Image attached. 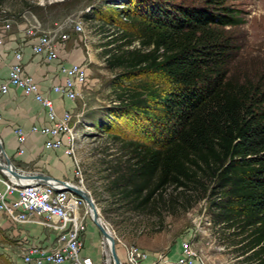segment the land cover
<instances>
[{"label":"trees","instance_id":"trees-1","mask_svg":"<svg viewBox=\"0 0 264 264\" xmlns=\"http://www.w3.org/2000/svg\"><path fill=\"white\" fill-rule=\"evenodd\" d=\"M123 3L109 8L119 54L107 51L125 69L120 104L100 127L122 155L114 205L154 213L170 187L210 190L214 223L238 230L248 264H264V70L243 65L241 20L226 0Z\"/></svg>","mask_w":264,"mask_h":264},{"label":"rangeland","instance_id":"rangeland-1","mask_svg":"<svg viewBox=\"0 0 264 264\" xmlns=\"http://www.w3.org/2000/svg\"><path fill=\"white\" fill-rule=\"evenodd\" d=\"M123 1L0 0V19L17 23L23 21L25 15L31 21L33 17L37 18L44 26L50 28L72 16L83 22V34L78 36L70 33L72 39L81 38L79 43L85 54L90 52L93 55L92 61L87 63L88 84L74 103L73 122L76 132L81 135L77 158L83 179L81 183L75 178L74 183L83 187L95 201L106 230L110 229L116 236L117 251L123 248V245L139 246L138 241L147 238L148 244L157 249L158 253L166 254L178 241L186 239L193 243L206 264H248L251 253H244L242 236L236 235L238 230L229 229L225 224L214 223L210 190L201 198L197 192L170 187L163 193L162 199L158 196L154 213L128 211L123 207L124 203H120V206L114 205V201L118 199L109 191L110 166L122 155L119 144L102 133L100 127L108 113L120 104L117 99L120 89L116 84L119 83L118 76L124 75L125 69L111 68L108 61L112 53L107 51L114 50L115 54H119L117 46L121 41L109 43L118 36L115 30L117 28L109 22L117 21L116 17L109 13V8L126 9ZM133 1L150 3L155 0ZM174 1L194 3L193 0ZM226 2L237 14L238 20H241V25L233 28L232 32L240 37V43L243 45V65H259L264 70V0ZM93 15L101 17V21L91 20ZM134 47L139 46L136 44L131 49ZM143 76L139 74L135 77ZM85 208L87 210L86 204ZM89 216L87 222L94 224ZM1 222L6 223L7 219L0 216ZM9 232L10 230L0 225V264H10L4 251L6 246L17 243ZM103 243L107 255V246L105 241Z\"/></svg>","mask_w":264,"mask_h":264},{"label":"built area","instance_id":"built-area-1","mask_svg":"<svg viewBox=\"0 0 264 264\" xmlns=\"http://www.w3.org/2000/svg\"><path fill=\"white\" fill-rule=\"evenodd\" d=\"M23 20L27 34L37 36L38 43L33 48L34 53L45 56L49 62L59 60L60 50L71 39L70 33L80 35L85 32L83 22L74 16L49 29H44L37 20L31 21L25 15ZM2 22L4 30L9 31L13 21L3 19ZM3 43L4 35L0 32V45ZM14 58L15 63L9 68L7 80L0 81V96L8 94L11 88H17L25 96L33 97L47 110L49 123L42 127H33L31 133L46 138V150H63L66 156L72 158L75 178L83 183L77 158L81 135L76 132L74 115L67 112L59 117L53 102L41 92L39 84L33 77L25 74L20 49L14 52ZM61 72L65 76L64 83L55 86L53 91L75 102L88 84V65L84 63L72 64L69 67L62 66ZM15 135L19 144V154L23 155L28 133L18 128L15 130ZM0 185L4 187V190L0 191L1 214L15 224H35L57 235L56 244L52 248L34 247L28 250L24 258L26 263L94 264L91 258L81 256L82 239L87 230L89 216L83 199L65 191L64 186L61 185H47L42 181L19 182L2 173H0ZM123 247L128 264H142L148 258L147 253L137 246L123 245ZM177 264L206 263L195 250L193 243L184 240Z\"/></svg>","mask_w":264,"mask_h":264},{"label":"crops","instance_id":"crops-1","mask_svg":"<svg viewBox=\"0 0 264 264\" xmlns=\"http://www.w3.org/2000/svg\"><path fill=\"white\" fill-rule=\"evenodd\" d=\"M33 20H37L44 29L50 28L35 17ZM2 21L3 19H0V32L4 35V43L0 45V81L7 80L9 68L15 63L14 52L20 49L25 74L33 77L39 84L41 92L53 102L58 116L62 117L67 112L74 115L75 102L56 94L53 88L64 83L62 66L69 67L72 64H87L92 61L93 55L90 52L85 54L79 43L81 38L79 40L71 38L60 50L59 60L49 62L45 56L34 53L33 48L38 43L37 36L27 34L24 20L13 23L9 31L4 30ZM48 123L47 110L33 97L25 96L20 89L11 88L8 94L0 96V142L13 164L28 176L44 175L53 179V182L76 184L72 158L66 156L63 150H46V138L31 133L33 127H42ZM18 128L28 133L23 155L19 154V144L15 135ZM3 190L4 187L0 185V191ZM0 216L7 219L6 223H0L1 227L10 230L9 234L17 242L15 245L6 246L4 251L10 264H34L26 263L24 260L28 250L34 247L50 249L55 246L57 239L55 233L35 224H15L4 214ZM147 241V238L138 241L137 247L148 255L142 264H177L183 239L166 254L158 253V250ZM103 242V236L98 228L88 223L82 239L81 256L91 258L94 264H111L107 262ZM118 254L123 263L128 264L124 247L120 248Z\"/></svg>","mask_w":264,"mask_h":264},{"label":"water","instance_id":"water-1","mask_svg":"<svg viewBox=\"0 0 264 264\" xmlns=\"http://www.w3.org/2000/svg\"><path fill=\"white\" fill-rule=\"evenodd\" d=\"M0 173L3 175H6L7 177L11 176L10 179H14L19 182H30L28 180L32 181H42L43 183L47 185L57 184L64 186L65 191H69L73 193L74 195L80 197L83 199L86 203L89 204L92 212V221L95 224V226L100 230L103 239H107L111 243V247L109 249L110 251V257L113 262V264H124L121 260L118 251H117V243H116V236L110 235L103 226L99 223L100 217L99 212L97 211V206L95 204V201L93 198L87 194L84 190H82L80 187H77L70 182H53V179L44 176V175H38V176H28L23 171H21L19 168H17L12 160L8 157L5 148L2 146L0 142Z\"/></svg>","mask_w":264,"mask_h":264},{"label":"bare ground","instance_id":"bare-ground-1","mask_svg":"<svg viewBox=\"0 0 264 264\" xmlns=\"http://www.w3.org/2000/svg\"><path fill=\"white\" fill-rule=\"evenodd\" d=\"M9 178H11V176H9ZM12 179H13V178H12ZM13 180H14V179H13ZM81 189L85 191V189H84L83 187H81ZM85 192H86V191H85ZM86 193H87V192H86ZM87 194H89V193H87ZM84 202H85V201H84ZM85 204H86V206H87V212H88V214H89V215L91 216V218H92L91 208H90V206H89L88 203L85 202ZM97 211H98V209H97ZM99 214H100V213H99ZM99 217H100V215H99ZM99 223H100V224L103 226V228L106 230V227H105V225L103 224V221H102L101 217H100ZM106 231H107L110 235L114 236L113 232L110 231V229H107ZM104 241H105V244H106V246H107V250H108V253H107V255H108V263H113L112 260H111V257H110V251H109V249H110V247H111V243H110V241L107 240V239H105Z\"/></svg>","mask_w":264,"mask_h":264}]
</instances>
